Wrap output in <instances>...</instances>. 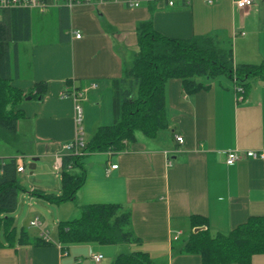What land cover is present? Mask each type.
Instances as JSON below:
<instances>
[{"label": "crops", "instance_id": "crops-1", "mask_svg": "<svg viewBox=\"0 0 264 264\" xmlns=\"http://www.w3.org/2000/svg\"><path fill=\"white\" fill-rule=\"evenodd\" d=\"M167 1L140 0L134 8L114 1L72 4L63 37L60 1L48 0L50 6L42 12L30 10L31 36L16 45L18 77L11 83L28 92L35 82L45 81L46 91L42 99L30 96L18 106L24 117L16 123L21 137L17 160L23 161L25 154L45 155L54 163L67 153L61 145L73 139L77 128L72 99L60 96L64 89H85L80 125L84 141L98 126L113 122L111 80L137 51L141 21L150 20L157 32L171 38L208 34L230 39L236 65L264 61V0L241 9L232 0H173L172 6ZM199 80L206 87L192 94L183 90L179 79L165 82L167 127L155 136L135 133L122 151L91 152L83 158L85 180L69 200L73 206H67V214L72 217L66 219L75 217L82 204H120L130 211L137 242L63 243L56 228L51 236L42 224L31 232V217L26 226L15 225L9 240L0 228V264H112L116 254L129 250L146 252L152 264H201L198 254L180 251L196 229L192 216L205 218L210 232L223 234L249 216H264V160L241 158L231 165L224 161L227 150H264V79L252 78L241 90L225 74ZM11 155L0 152V157ZM110 164L117 166L106 173ZM47 188L34 186L29 194ZM53 219L65 220L59 213ZM21 228L30 241L26 244L16 241ZM42 230L50 244H33ZM93 253L102 258L94 261ZM248 264H264V253L253 254Z\"/></svg>", "mask_w": 264, "mask_h": 264}, {"label": "trees", "instance_id": "trees-1", "mask_svg": "<svg viewBox=\"0 0 264 264\" xmlns=\"http://www.w3.org/2000/svg\"><path fill=\"white\" fill-rule=\"evenodd\" d=\"M60 33L68 28V6L60 8ZM31 36L30 9L8 7L0 11V140L21 152V137L16 130L17 120L24 117L18 107L27 97L42 99L46 82L38 81L28 92L12 85L18 77V42ZM137 46L130 62L119 77L111 80L113 122L98 126L84 141L80 153L69 151L61 155L59 193L34 190V194L50 203L73 200L85 180L83 158L91 152L122 151L134 141L135 133L147 137L167 127L164 84L179 79L185 92L192 94L206 87L200 77L214 78L225 74L236 86L244 89L255 77L264 79V61L258 64H235L230 39L212 35H193L171 38L157 32L150 20L137 24ZM17 156L0 157V228L9 240L14 235L12 212L22 189L16 171ZM75 170V171H74ZM32 192V191H31ZM196 227L185 240L180 251L200 256L201 264H248L253 254L264 253V216L252 215L228 233H212L206 219L192 216ZM60 242H96L99 244H129L137 242L131 227L129 209L116 203H90L80 206L79 215L56 223ZM17 242H30L21 228ZM37 235L32 243L50 244ZM11 244V243H10ZM112 264H152L146 252L129 250L115 255Z\"/></svg>", "mask_w": 264, "mask_h": 264}, {"label": "rangeland", "instance_id": "rangeland-1", "mask_svg": "<svg viewBox=\"0 0 264 264\" xmlns=\"http://www.w3.org/2000/svg\"><path fill=\"white\" fill-rule=\"evenodd\" d=\"M0 152L12 153L13 155L17 153L14 147L7 145L1 140ZM34 157L37 158L33 160ZM23 163L24 171L18 172L19 183L22 189L18 192L17 205L12 212V215H15L14 223L19 228L20 226H26L31 217H37L43 225V228L46 229L51 236L54 233L57 223L56 220L53 219L54 216L56 217V214L59 213L61 215V219L72 217V215L70 216L69 214L68 216L67 214L71 210V208L67 206L73 205H70L72 204L71 201L48 205L44 200L36 197L34 194H29L30 190L34 188V186L36 188H40L46 185L48 187L45 189L46 191L52 193L57 191L60 184V174L59 172L55 173L51 157L45 155L31 156L29 154H25L23 156ZM30 163L36 164V166L31 170L28 167ZM74 215L75 217L78 216L79 212L76 211ZM34 230L35 227L32 226L30 231L34 232Z\"/></svg>", "mask_w": 264, "mask_h": 264}, {"label": "built area", "instance_id": "built-area-1", "mask_svg": "<svg viewBox=\"0 0 264 264\" xmlns=\"http://www.w3.org/2000/svg\"><path fill=\"white\" fill-rule=\"evenodd\" d=\"M54 1H60L65 6H70L75 3H79L81 1H87V0H54ZM97 2H105V1H114L119 2L122 5H124L127 8H134L139 6L140 0H96ZM207 4H212L216 0H204ZM185 2H188V0H185ZM253 0H232L233 5L236 8H244L249 5H251ZM174 3L173 0H168L167 4L169 6H172ZM50 6V3L48 0H0V11L4 8L8 7H23V8H29L37 9L39 11L46 10L47 7ZM80 34L78 32L75 33V37H79ZM91 87H95V83L90 84ZM238 90H241L238 86H236ZM85 89L83 88H70V89H64L61 91L60 96L70 97L73 101V108H74V121L76 123V134L73 137L71 141L64 142L61 145L62 150H65L66 152L72 151L74 153H80V149L84 146V139L82 137V131H81V121H82V106L81 101L84 98ZM176 141L182 142V137L179 135L175 136ZM241 158H254V159H260L264 160V150H238V149H231L227 150L225 152V163L227 165H231L237 160ZM171 164V161L168 159V165ZM61 165V156L56 158L55 162L53 163V169L55 170V173H58L60 170ZM116 164H110L108 168H106V173H108L109 169L116 168ZM16 171L17 172H23L24 171V163L21 160L16 161ZM29 224L31 226L38 227L40 226V221L37 217L32 218L29 221ZM40 236H42L46 241L49 240L48 233L46 230H42L39 233ZM177 237V234L174 235V238ZM91 258L94 261H99L102 258V254L100 253H93L91 255Z\"/></svg>", "mask_w": 264, "mask_h": 264}, {"label": "water", "instance_id": "water-1", "mask_svg": "<svg viewBox=\"0 0 264 264\" xmlns=\"http://www.w3.org/2000/svg\"><path fill=\"white\" fill-rule=\"evenodd\" d=\"M28 98H30V97H27V99H28ZM28 167L30 168V170L33 169V168H34V163H30V164L28 165ZM195 230H197V228H196Z\"/></svg>", "mask_w": 264, "mask_h": 264}]
</instances>
